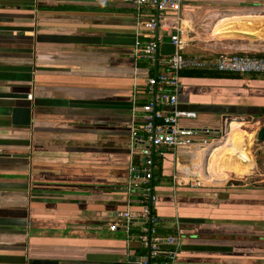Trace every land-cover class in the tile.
Returning <instances> with one entry per match:
<instances>
[{
  "label": "crops",
  "instance_id": "crops-1",
  "mask_svg": "<svg viewBox=\"0 0 264 264\" xmlns=\"http://www.w3.org/2000/svg\"><path fill=\"white\" fill-rule=\"evenodd\" d=\"M136 13L118 0H0V92L28 94L0 98V264L142 255L116 216L127 206L130 165L143 167L127 127L147 99V76L174 47L168 31L143 29L159 38L157 64L135 60ZM174 14L160 17L182 32L185 53L264 55V0H186ZM178 100L197 114L190 125L213 134L206 146L161 157L153 212L163 235L179 238L176 264H264V187L230 183L264 167L253 125L264 111V74L180 75ZM14 104L32 106L30 127L11 124Z\"/></svg>",
  "mask_w": 264,
  "mask_h": 264
},
{
  "label": "built area",
  "instance_id": "built-area-1",
  "mask_svg": "<svg viewBox=\"0 0 264 264\" xmlns=\"http://www.w3.org/2000/svg\"><path fill=\"white\" fill-rule=\"evenodd\" d=\"M136 9V34L132 55L137 59L157 64L159 38L145 35L143 29L161 27L168 31L169 41L174 52L168 57L166 67L147 76L144 94L147 99L133 106L132 121L128 125L129 136L134 147L141 145L140 156L144 159L142 169L133 163L129 167L130 179L125 193L129 195L124 210L116 216L124 221L121 225L127 241H136L144 251L137 264H176L179 253L178 236L161 235L159 220L154 214L158 196L152 184L153 157L162 155L163 150H177L180 147L210 143L213 129L190 125L196 119V112L179 108L178 89L180 72L185 69H209L223 73L264 74V56L249 53L220 54L214 59L204 58L196 53H185L188 44L182 32L160 17V13L174 12L179 15L186 0H118ZM147 9L148 11H145ZM151 10V12L149 11ZM162 16V14H161ZM147 19H145V18ZM140 117V121L136 120ZM140 147V146H139ZM131 195L137 210L130 205ZM132 221L139 222L140 231L132 232ZM119 225L112 223L109 229L117 230Z\"/></svg>",
  "mask_w": 264,
  "mask_h": 264
},
{
  "label": "water",
  "instance_id": "water-1",
  "mask_svg": "<svg viewBox=\"0 0 264 264\" xmlns=\"http://www.w3.org/2000/svg\"><path fill=\"white\" fill-rule=\"evenodd\" d=\"M0 98L9 100H19L28 99V94L26 93H16V92H0ZM11 124L15 127H30L33 121L32 117V106L31 105H12L10 107ZM256 142H264V125L261 126L256 133ZM142 161L144 159L142 158ZM138 261L137 257L131 258L129 261H120L113 264H135ZM28 264H60L58 260L55 259H43V258H31Z\"/></svg>",
  "mask_w": 264,
  "mask_h": 264
},
{
  "label": "trees",
  "instance_id": "trees-1",
  "mask_svg": "<svg viewBox=\"0 0 264 264\" xmlns=\"http://www.w3.org/2000/svg\"><path fill=\"white\" fill-rule=\"evenodd\" d=\"M259 56H264V55H259ZM152 74V73H151ZM181 77H227V78H240L241 75L245 74H240V73H223L215 70H209V69H185L180 72ZM250 76L255 77L257 74L256 73H251L247 74ZM144 101L141 102V104ZM263 112V111H262ZM261 112V113H262ZM161 157L162 155H157L153 157V178H152V184L153 186H156L160 180L162 179L161 175ZM132 232L138 233L140 231V225H132ZM157 231L163 235L161 229L158 227ZM144 252V251H143ZM142 252V253H143Z\"/></svg>",
  "mask_w": 264,
  "mask_h": 264
},
{
  "label": "rangeland",
  "instance_id": "rangeland-1",
  "mask_svg": "<svg viewBox=\"0 0 264 264\" xmlns=\"http://www.w3.org/2000/svg\"><path fill=\"white\" fill-rule=\"evenodd\" d=\"M263 112L261 114L262 116L260 117V119L255 120L256 124H253V125L255 126L264 125V113ZM247 129L250 130V127H248ZM252 130L253 132L256 131V129H252ZM256 147L257 146L254 145L253 148L251 149L252 154L256 151L255 150ZM258 155L262 158V160L260 161L263 162V165H264V149L263 148H260V151L257 153V156ZM245 163H246L245 166L247 169L246 172H251L254 169L253 162L250 161L249 163L245 161ZM235 179H240V180H233V181H230V183L235 184V185L249 184L250 186H255V187L263 186L264 187V167L260 168L258 172L256 171L251 172L250 175L245 176V178H235ZM80 264H83V263L81 262Z\"/></svg>",
  "mask_w": 264,
  "mask_h": 264
}]
</instances>
